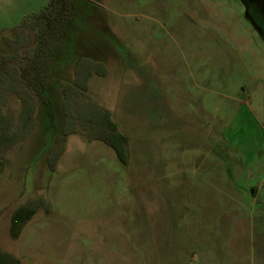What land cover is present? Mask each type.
<instances>
[{
	"label": "rangeland",
	"instance_id": "rangeland-1",
	"mask_svg": "<svg viewBox=\"0 0 264 264\" xmlns=\"http://www.w3.org/2000/svg\"><path fill=\"white\" fill-rule=\"evenodd\" d=\"M71 2L47 86L55 123L73 63L100 60L89 92L128 136V159L77 133L51 170L57 134L40 106L0 170V264L245 262L264 214V31L240 0ZM36 197L47 209L13 239V209Z\"/></svg>",
	"mask_w": 264,
	"mask_h": 264
},
{
	"label": "trees",
	"instance_id": "trees-1",
	"mask_svg": "<svg viewBox=\"0 0 264 264\" xmlns=\"http://www.w3.org/2000/svg\"><path fill=\"white\" fill-rule=\"evenodd\" d=\"M50 1V0H49ZM52 0L40 12L25 16L19 25L2 33L6 51H0V170L11 162L12 153L28 139L36 126L39 107L48 119L46 129L54 138L47 161L51 170L62 155L67 137L82 134L88 141H100L112 148L121 163L128 159V136L121 131L112 112L89 92L93 75L104 76V62L79 56L72 69V78L62 84L63 122L55 123L54 105L47 94L51 72L64 40V18L71 12V0ZM47 204L42 197L17 205L10 216V236H20L24 226Z\"/></svg>",
	"mask_w": 264,
	"mask_h": 264
},
{
	"label": "crops",
	"instance_id": "crops-1",
	"mask_svg": "<svg viewBox=\"0 0 264 264\" xmlns=\"http://www.w3.org/2000/svg\"><path fill=\"white\" fill-rule=\"evenodd\" d=\"M49 0H0V36L11 28L19 25L21 20L32 13L40 12L47 6ZM74 65V63H73ZM250 192H253L251 185ZM253 205L251 204L250 207ZM251 230V248L249 252L241 256L245 262L238 261L235 264H264V214L253 217Z\"/></svg>",
	"mask_w": 264,
	"mask_h": 264
},
{
	"label": "flooded vegetation",
	"instance_id": "flooded-vegetation-1",
	"mask_svg": "<svg viewBox=\"0 0 264 264\" xmlns=\"http://www.w3.org/2000/svg\"><path fill=\"white\" fill-rule=\"evenodd\" d=\"M258 30L264 31V0H240Z\"/></svg>",
	"mask_w": 264,
	"mask_h": 264
}]
</instances>
